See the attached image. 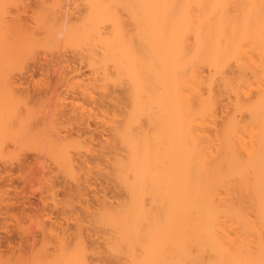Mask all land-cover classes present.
Wrapping results in <instances>:
<instances>
[{"label": "bare ground", "instance_id": "6f19581e", "mask_svg": "<svg viewBox=\"0 0 264 264\" xmlns=\"http://www.w3.org/2000/svg\"><path fill=\"white\" fill-rule=\"evenodd\" d=\"M18 1L0 0V157L9 139L44 146L67 177L83 168L57 126L38 129L41 118L33 127L47 90L20 96L7 77L38 48L73 49L113 102L100 104L111 108L103 120L110 138L100 152L103 176L119 190L116 202L104 197L97 209L106 257L264 264V0H74L68 11L64 0H39L32 27L9 18L8 6ZM64 104H42L44 122L70 116ZM83 210L73 233L56 226L65 216L55 224L52 212V226L41 210L50 228L42 224L45 237L27 264H91L81 227L86 213L89 221L96 214ZM2 257L0 264H11Z\"/></svg>", "mask_w": 264, "mask_h": 264}, {"label": "rangeland", "instance_id": "374dc122", "mask_svg": "<svg viewBox=\"0 0 264 264\" xmlns=\"http://www.w3.org/2000/svg\"><path fill=\"white\" fill-rule=\"evenodd\" d=\"M37 2L39 3V0H24V2L18 1L16 4H10L8 6V11L10 13L9 18L11 19L13 17H20L24 24L27 23L31 27L34 26L35 24L33 22L32 16L34 15L33 13L36 12V10L38 11L39 6L37 5ZM65 2H67L68 4ZM72 2H74V0H64V7L66 8L64 9V11H68V9L70 8L68 7L69 4L72 7ZM77 15L78 14L76 13L74 16ZM74 16H72L73 20ZM42 50L43 49L39 50L38 48L36 52L34 51L35 55H31V58L26 59L27 62L25 61V65H19L18 67L14 68L15 70L9 72L7 77H9L10 80L12 79L11 81L13 83L15 82V87L17 88L16 90L19 91L18 95L20 96L27 95L26 97L32 96L31 98H35L38 97L37 94H39V90H41V93L42 90H47V92H45L48 95L44 94L45 92H43L41 95L42 98L41 96H39L38 99L36 98L38 101L39 99H41L42 101L40 100V103L37 104V107L35 106L38 110V114L36 115V120L34 119L32 121L33 127L39 124V126H37L38 129L43 128L45 125L48 126L49 129L51 127L50 123H52V126L54 125V127L57 126L60 135L63 137L67 136L66 139L73 143V146L75 148L70 149V155H72V157L76 159L77 162L80 161L79 164L76 165L83 168H76L77 170L74 174V178L67 177L60 169H58L57 164L51 158L50 153L47 151L48 149L42 148L44 146H41L38 143L34 145H24L22 142H13V140L9 139L6 140L3 146V151L6 150V152H3L2 156L0 157V185L2 186L0 188V198L2 199H0V209H3L4 212L1 213L2 215H0V242L4 243H0V255H4V258L2 257V259L4 260L8 259L7 261H9L11 259V264H14L16 262L17 259L15 258L17 256L20 257L23 255L21 258L17 257V261L22 264L29 263L32 258V249L34 247L40 248L42 240L45 237V234L43 232L44 230H42V228L44 227V225L47 226V228H50L48 226L52 225V223L50 224V221L52 222V219L50 217H52L53 213L55 215L59 210V212L57 213L58 215L62 210V215L61 213L58 216L53 215V222L55 223V221L57 220L55 223L57 224L58 221L60 222L62 217L65 216L63 220H61V222L56 226L62 227L64 224V227L62 228L68 229L69 227H73L71 229H73L74 232L75 225L79 223L78 219L76 220V218H82V216L80 215L84 214L83 209H85L86 206H90V208H92L91 211H94L96 215L94 219L89 221V219L87 218L88 213H86L83 220V225L81 227L82 238L85 247H87L89 250L90 247L92 249V252L89 251L88 254L89 261L91 264H119L112 257L111 259H108L106 257L103 239L105 237V229L98 223L97 220V209L99 208L98 204L100 203V200L102 202L105 197L111 202H116L117 198L115 197V195L117 196V193H119V190L117 188H114L113 184H110L109 181H105L103 176V168L105 166V163L100 157L101 147L104 146L106 140L110 139L108 136V125L105 124L103 120L104 113L111 108L109 105L105 104H113V102L110 98H103L105 96V91L102 88L97 87L100 85V83L96 82L95 80L97 76L95 77L90 68L78 61L79 55L77 51H74L73 49H66V51L64 50V52L62 50V53L60 54H54L51 52H44ZM61 55L62 57H60ZM57 56L60 58H57ZM56 61H62V63L60 65H57ZM10 80L7 79L6 84H10ZM1 82L4 83L5 81ZM81 85L84 87L87 85L88 88L91 87L87 91L88 94H82L81 89H83L84 87H82ZM47 88L51 90V94H49L50 91L48 92ZM35 93L37 94L35 95ZM43 94L45 97L43 96ZM59 98L64 100V105L66 106L65 108L67 111H69L70 116H67V118H62V116L60 115V117L62 118L61 119L58 115L57 117L55 116V118H49L47 119L49 121L45 120L44 122V119H46V117L43 118V116L46 115L45 113H41V111L43 110V107H41V105L44 104V107L53 105ZM104 100L105 106H101L100 104ZM31 107L34 106L31 105ZM39 119L43 120L44 124ZM78 119L80 120V122ZM50 120L53 122H51ZM36 122L41 123L36 124ZM37 127H35L34 129L35 131L37 130ZM33 146H36L37 149L35 147L33 148ZM25 148L28 149L26 150ZM14 149L16 150V152H14ZM10 151L13 152L11 153ZM13 155H15V158H13ZM81 162H84L85 164H82ZM20 163L22 165H26L25 167L27 168V172H30V170L32 171L33 169V171L31 172L32 174H27L24 170L22 171L21 169H24L25 167H22ZM27 165L29 166V169L31 168V166H34L29 170ZM24 172L26 174H24ZM23 178H25V180ZM53 179H55L54 182L52 181ZM51 181L53 184L56 183V185H58V188L56 186L52 187L50 192L49 189L51 185L53 186V184H50ZM46 182L47 185H45ZM57 182L60 183L57 184ZM45 187H47L46 190ZM77 187H80L81 189L79 188L78 190ZM53 188H56V192L53 191ZM65 188H67L70 193H67ZM77 191L79 193L83 192L81 197L78 196L81 194H78ZM76 192L78 195L76 194ZM70 194L72 195V197H70ZM30 204H32L33 206L31 205L30 207ZM24 206L26 207V209ZM40 208L42 211L39 210ZM63 210H66L67 213H64ZM40 211L45 213L50 219V225L48 224V218L46 219V216L43 215V219L40 218L42 216V213H40ZM75 211L79 212L75 213ZM63 213L66 215H63ZM67 214L69 215V217ZM26 215L32 218L30 219V217L28 218L26 217ZM23 216L25 217V220ZM21 217L23 218L21 219ZM54 217H58V219L60 220H58L57 218L55 219ZM43 220H45L48 225H46V222ZM43 223L44 225H42ZM67 225L69 226L67 227ZM18 227L21 230H19ZM73 232L72 230H70L69 233ZM22 234L24 235L25 240H22ZM37 239L40 241L39 245ZM6 242L8 244L11 242L12 245L10 246L6 244ZM33 242H35V244ZM20 243L22 245H20ZM29 245L31 248H29ZM14 246H17L16 248L18 252ZM23 246L25 247V250H23ZM21 249L25 253L21 252ZM8 254H11L12 258ZM6 255H8L10 259H5ZM13 255L16 257L14 258ZM23 257L24 260L22 261ZM12 259L14 262L12 261ZM18 262H16V264H19Z\"/></svg>", "mask_w": 264, "mask_h": 264}]
</instances>
